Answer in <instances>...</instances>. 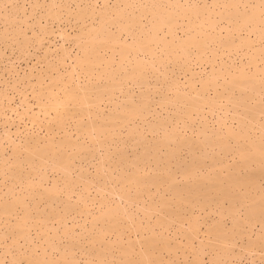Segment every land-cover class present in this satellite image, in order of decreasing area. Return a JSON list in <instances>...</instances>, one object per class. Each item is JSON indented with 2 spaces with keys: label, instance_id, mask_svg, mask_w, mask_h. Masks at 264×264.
Wrapping results in <instances>:
<instances>
[{
  "label": "snow or ice",
  "instance_id": "obj_1",
  "mask_svg": "<svg viewBox=\"0 0 264 264\" xmlns=\"http://www.w3.org/2000/svg\"><path fill=\"white\" fill-rule=\"evenodd\" d=\"M45 8L76 55L5 78L0 264H264V0H0V41Z\"/></svg>",
  "mask_w": 264,
  "mask_h": 264
},
{
  "label": "bare ground",
  "instance_id": "obj_2",
  "mask_svg": "<svg viewBox=\"0 0 264 264\" xmlns=\"http://www.w3.org/2000/svg\"><path fill=\"white\" fill-rule=\"evenodd\" d=\"M21 3H29V4H41V5H53V4H63V5H76V4H83V3H105L106 0H20ZM107 2L113 3V4H122L125 2H129V0H107ZM172 2H180L184 3L187 2V0H172ZM200 3H213L214 0H198ZM31 12L32 10L29 9ZM44 20L47 21L48 29L47 31H44L41 29L40 24L42 23L41 16L37 15L36 18V28L35 31L37 33V36L35 37V40L32 44V46H24L21 47L19 45H13L11 43L4 44L2 41L0 43L4 46L5 49H8L9 55L4 54L3 51L0 50V63H5L4 71L6 73V76L9 79H13L15 77V73H19V78L24 79L25 73L27 72L29 75H31V69L33 65L37 62V60H40L41 63L47 64L49 61H54V58L56 57L57 51H59L60 56H67L68 58L64 61L65 64H70L72 62V57L76 55V50L73 46H70L66 41H62L60 39L61 33L64 31V26L57 23L55 25L56 31H53V23L52 20L48 17V9H44ZM69 32H71V28L68 29ZM29 36H32V30L29 31ZM57 42V43H56ZM61 45H63V49L61 48ZM29 48L33 51V53L29 52ZM64 49H67V51H64ZM39 52V53H38ZM70 53V55H69ZM33 57V60L31 59ZM46 58V59H45ZM22 60L24 62V66L22 67L19 64V61ZM30 61V64L28 65V62ZM3 66V65H2ZM2 70V69H1ZM11 70V74L10 71ZM5 76V77H6ZM3 77V76H2ZM5 78L0 80V116L4 117V122H6L7 117L3 113V108L7 106L8 101L6 100V103L2 102V98H4L2 94L3 86H4ZM35 83V81H33ZM32 89L31 87H27L25 95L31 96ZM19 96V107L20 110L17 107H12L15 111L9 110L10 112H13L17 115V113L23 114L25 112V109L29 106L30 101L24 100V97L17 94ZM24 100V103L21 104V101ZM9 116V115H8ZM40 119H44L43 116L40 117ZM212 117L209 115V120H211ZM19 121V120H18ZM5 127V126H4ZM29 127H31V124H29ZM38 130V129H37ZM17 131L14 133L15 136H17ZM8 134H5L0 138L1 141H6ZM3 168V153L2 149H0V172H2ZM49 173L55 174L52 172L51 169H49ZM0 189L3 188V177L0 175ZM55 178V177H52ZM57 178V176H56ZM3 195V192L0 191V196Z\"/></svg>",
  "mask_w": 264,
  "mask_h": 264
},
{
  "label": "rangeland",
  "instance_id": "obj_3",
  "mask_svg": "<svg viewBox=\"0 0 264 264\" xmlns=\"http://www.w3.org/2000/svg\"><path fill=\"white\" fill-rule=\"evenodd\" d=\"M28 35H29V32H28ZM57 43V42H56ZM0 50L3 51V53L6 55L9 53V51H7L8 49H5L4 46L0 43ZM29 52L30 53H33V51L29 48ZM39 53V52H38ZM9 55V54H8ZM33 60V57L31 58ZM28 62V65L30 64V61H27ZM19 64L23 67L24 66V62L22 60L19 61ZM3 65V66H2ZM31 65V64H30ZM5 67V63H0V80H2L3 78H6V73L5 71L3 70ZM2 69V70H1ZM3 76V77H2ZM6 76V77H5ZM30 101V100H28ZM2 102L3 103H6V99L5 98H2ZM19 105V96L16 95V99L15 101L13 102L12 104V107H17L19 110H20V107L18 106ZM4 113V112H3ZM9 115V116H8ZM7 117H11L12 119H6L7 121L4 122V117L0 116V138L2 136H4L5 134H8L9 137H16L14 135V133L16 132L17 130V125H19V121L17 119V115L13 112H10L8 111L7 113ZM5 126V127H4ZM22 127V126H21ZM2 142H5V141H1L0 140V143ZM51 177H55L56 178V175L55 174H51ZM1 180V178H0Z\"/></svg>",
  "mask_w": 264,
  "mask_h": 264
}]
</instances>
